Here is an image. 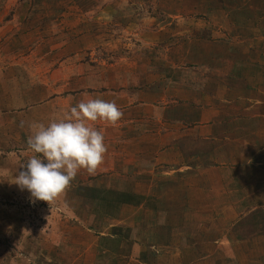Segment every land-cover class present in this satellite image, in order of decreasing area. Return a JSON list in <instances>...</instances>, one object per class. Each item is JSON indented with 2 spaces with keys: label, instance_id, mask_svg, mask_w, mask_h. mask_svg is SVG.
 I'll list each match as a JSON object with an SVG mask.
<instances>
[{
  "label": "rangeland",
  "instance_id": "rangeland-1",
  "mask_svg": "<svg viewBox=\"0 0 264 264\" xmlns=\"http://www.w3.org/2000/svg\"><path fill=\"white\" fill-rule=\"evenodd\" d=\"M97 85L103 86L100 98L110 101L105 95L116 93L114 101L123 107L137 104L139 95L148 99L167 88L196 87L212 101L220 96L215 107L224 105L222 112L228 106L233 133L259 134L264 0H0V264L103 262L101 255L94 257L96 232H111L128 218L122 226L133 225L145 243L158 237L156 225H182L184 241L198 240L200 250L208 244L217 249L182 252L178 264H264V239L251 243L247 253L226 251L227 237L235 250L244 238L264 236V186L243 205L225 203L215 176L209 182L217 186L192 194L206 178L202 173L199 183L183 177L177 186L139 175L133 188L126 179L115 181L128 158L106 150L93 171L104 172L96 186H88L91 177L82 169L83 177L48 203L17 187L20 165L33 155L26 139L37 125L62 118L64 100L77 101L76 94ZM102 123L103 136L110 137L109 123ZM104 143L110 148L105 138ZM257 173H248L249 179L263 183L264 165ZM205 197L215 203L195 204ZM243 214L246 219L234 225ZM146 217L147 235L139 227ZM193 220L198 229L185 226ZM101 245L112 247L110 241ZM150 253V264H174L175 254ZM127 255H118L120 264Z\"/></svg>",
  "mask_w": 264,
  "mask_h": 264
},
{
  "label": "crops",
  "instance_id": "crops-1",
  "mask_svg": "<svg viewBox=\"0 0 264 264\" xmlns=\"http://www.w3.org/2000/svg\"><path fill=\"white\" fill-rule=\"evenodd\" d=\"M101 88L103 86L87 87L84 91L76 94L75 98H79V100L74 102L64 100L65 106L62 118L67 116L71 106L90 98L104 96V93H100L102 92L100 91ZM218 88L220 90L224 89L226 92L230 90L226 86H219ZM161 91L159 97L149 94L147 99L139 95L138 99L141 97L138 100L139 102L135 104L128 101L127 107H123L124 105L119 106L116 103L122 112V116L117 122L109 123L112 134L110 137H104L110 142V148L106 146V150H110L114 156L128 158L129 162L126 164V170L123 169L124 165H122V173H119V170H117V179L111 174L112 179H116L115 181L122 178L126 179L135 188L134 179L137 176H159L164 182L169 184L175 183L177 186V182L182 181L183 177L189 178L191 183H199V177L202 173L206 177L205 183L203 181L202 184H199V188L197 186L192 187V194L194 193V189H202L208 192L210 187L217 186L215 182H209V176H215L217 179L213 180L216 183L218 182V186L226 192V196H224L225 203L228 205L236 203L239 205L250 204L252 202V198L249 196L250 192H253L256 196L257 193L261 192V186H264V179L263 183H259L258 180H250V175L248 176V173L258 176L257 174L259 173L257 172L260 170V166L264 165L262 163L264 162V145L255 142V140H260L264 143L263 120L259 124V127L263 128L259 130V134H252V132L233 133L231 127L234 123L232 124L233 121L230 122L231 117L228 106L222 112L221 110L224 105L221 106L220 110L215 107V103L220 99L219 95L216 101L215 98L212 101V96H207L206 93L200 92L196 87L194 89L193 87H189L184 91L182 87L178 86L174 89L167 88V90ZM113 94L115 95L116 93H111L112 96H107L108 94L105 96L110 101H114ZM224 102L225 98H223ZM255 121L257 122L258 120ZM96 125H101L98 130L103 134L102 121L97 120L94 122L95 127ZM121 129L122 133H120ZM254 135L257 138H254ZM242 136L243 138H241ZM81 171L83 170L80 169L77 172L65 190L69 189L74 181L80 180L83 177ZM111 171L115 172L114 168ZM94 173H89L91 177L89 182L91 184H88V186H96L98 183H102L99 180L103 181V171L99 174ZM235 173L239 174L238 177L231 179L232 174ZM162 176L165 177L163 178ZM109 187L113 188V185ZM140 187H143V185H140ZM114 189H117L116 185ZM235 193L237 195L235 198H232V194ZM198 199L195 200V204L208 206L215 203L213 200L208 201L206 197ZM221 201L223 202V200ZM246 216L247 214H243L238 217L234 225L238 221L242 222L245 220ZM129 219L131 218H128V221L119 220L117 224L111 226L113 227L111 232H96L94 257L95 259H100L99 256L101 255V258L104 259L103 262L98 263L96 260V264H120V261L123 259L122 256L118 255L125 251L128 254L126 264H129V262H133V264H150V257L148 258L147 254H151V251L156 254H175L177 258H174V264H178V262L182 263L183 261L182 258H179L182 252L198 253L199 251H211L215 248L213 244H208L204 248V251L203 249H199L200 244L198 240H195L194 243H188L187 239L184 241V234L182 232L179 233L182 225H180V229L171 228L170 225L168 227L156 225L154 228H157L158 237L151 244L145 243L144 240L146 238L141 241L138 236L140 233L132 231L133 225L122 226L125 222H131ZM145 220H148V218L143 219L139 227H141L140 231L147 235ZM194 221L186 223L185 226L190 227L193 225L194 229H198V224ZM204 228L209 229L210 227ZM203 231L205 233H201L202 237L207 233L205 229ZM195 233L200 236L199 233ZM263 237H253L251 240L244 238L235 250L232 247L234 245L233 241L227 237L226 244L228 246H226V251L233 250L238 253H247L244 251H248L251 243L254 245L255 240L259 238L264 239ZM102 240L110 241L112 247L106 248L104 245H101ZM216 251L217 249L215 248ZM201 261H205L203 257L200 259ZM209 263H211L210 260H208ZM31 264L38 263L31 260ZM79 264L88 263L86 261L85 263L79 261ZM90 264H94V262Z\"/></svg>",
  "mask_w": 264,
  "mask_h": 264
},
{
  "label": "clouds",
  "instance_id": "clouds-1",
  "mask_svg": "<svg viewBox=\"0 0 264 264\" xmlns=\"http://www.w3.org/2000/svg\"><path fill=\"white\" fill-rule=\"evenodd\" d=\"M121 116L115 101L90 98L71 106L66 117L37 125L26 139L33 155L20 165L14 183L33 200H54L80 169L91 173L103 162L104 136L94 122L115 123Z\"/></svg>",
  "mask_w": 264,
  "mask_h": 264
}]
</instances>
